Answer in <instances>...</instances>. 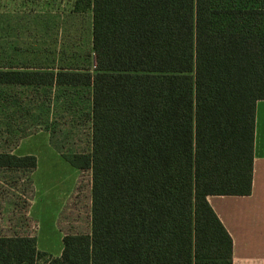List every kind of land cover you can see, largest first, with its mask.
Listing matches in <instances>:
<instances>
[{
    "label": "trees",
    "instance_id": "16d2710c",
    "mask_svg": "<svg viewBox=\"0 0 264 264\" xmlns=\"http://www.w3.org/2000/svg\"><path fill=\"white\" fill-rule=\"evenodd\" d=\"M72 1L91 10L92 65H0V84L90 89L91 151L63 154L91 171L90 233L63 235L64 252L86 251L88 264H233L207 197L251 193L264 6L241 0L237 27L220 28L214 0ZM35 164L0 152V168ZM35 243L0 236V252Z\"/></svg>",
    "mask_w": 264,
    "mask_h": 264
},
{
    "label": "rangeland",
    "instance_id": "374dc122",
    "mask_svg": "<svg viewBox=\"0 0 264 264\" xmlns=\"http://www.w3.org/2000/svg\"><path fill=\"white\" fill-rule=\"evenodd\" d=\"M19 3L0 4V64L49 71L93 64L89 8L72 0ZM214 3L224 10L214 26L237 27L230 11L241 0ZM0 97V151L36 159L34 168H0V236L36 241L26 253L0 252V264H88V252H64L62 237L90 233L91 171L63 158L91 151L90 89L9 85Z\"/></svg>",
    "mask_w": 264,
    "mask_h": 264
},
{
    "label": "crops",
    "instance_id": "0c3cea01",
    "mask_svg": "<svg viewBox=\"0 0 264 264\" xmlns=\"http://www.w3.org/2000/svg\"><path fill=\"white\" fill-rule=\"evenodd\" d=\"M0 1V4L17 7L19 2L28 0ZM24 4L22 6L26 7ZM12 67L28 70L27 67ZM6 86L9 85L0 84V88ZM9 153L30 155L12 151ZM207 200L232 238L233 264H264V100H258L255 107L251 193L246 196L211 195Z\"/></svg>",
    "mask_w": 264,
    "mask_h": 264
}]
</instances>
